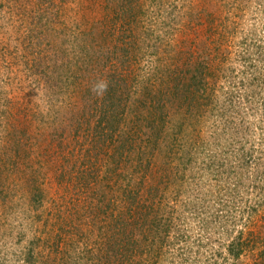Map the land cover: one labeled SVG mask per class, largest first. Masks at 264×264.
Here are the masks:
<instances>
[{
	"label": "rangeland",
	"instance_id": "1",
	"mask_svg": "<svg viewBox=\"0 0 264 264\" xmlns=\"http://www.w3.org/2000/svg\"><path fill=\"white\" fill-rule=\"evenodd\" d=\"M246 38L262 47L250 43L251 52L261 51L246 69L264 89V0H0V264H27L32 253L53 264H140L138 256H116L115 246L135 230L123 231V191L137 184L147 192L163 164L179 179H161L155 200L160 205L163 197L164 204L153 214L172 218V247L151 264H186L174 249L182 236L189 239L186 249L207 246L212 264H256L252 255L241 263L218 255L219 226L234 230L241 222L255 230L264 224V207L253 217L250 209L264 190V104L255 113L229 109L220 117L216 103L233 89L246 94L239 55ZM125 50L130 55L123 63ZM197 64L207 85L206 123L188 126L197 109L173 95L174 81H190ZM115 74L120 80L113 84ZM99 82L108 85L103 95L93 91ZM162 88L168 89L158 96L168 110L165 128L185 122L183 140L192 135L194 144L187 157L157 148L155 165L147 169L136 161L145 135L134 137L138 150H129L124 139L138 131V116L150 117L151 99ZM13 114L27 120L20 123ZM23 123L31 127V138L21 132L20 138L33 165L13 160L25 155L22 147L11 145L6 153L9 131ZM169 156L174 159L165 163ZM27 175L45 194L44 210L29 200Z\"/></svg>",
	"mask_w": 264,
	"mask_h": 264
},
{
	"label": "trees",
	"instance_id": "2",
	"mask_svg": "<svg viewBox=\"0 0 264 264\" xmlns=\"http://www.w3.org/2000/svg\"><path fill=\"white\" fill-rule=\"evenodd\" d=\"M139 4V3H138ZM134 9V8H132ZM211 13V12H210ZM130 19L133 18L131 15H129ZM251 39V38H250ZM249 38H246L242 43L246 44V51H240V57L243 62V69L244 71L240 74V76H244L242 79L243 83H249L248 87H244L246 90V94L243 96L241 94H237L235 90L229 91L228 94V100H225L223 102H219L217 100V105H222L221 109H218L219 116H225L226 113H228L229 109H232L233 112H236L237 115L238 113H243L245 112L249 113V110H251L252 113H255L254 110H259V105L264 104V89L260 88L262 86L261 80L259 79H252L250 77L251 72L247 70L246 68H250V66L253 65L257 61V59L254 56V52L258 53L261 50L260 49H254L251 52V47L250 43L253 44V47H259L260 45H257V42L251 41ZM261 47V46H260ZM262 48V47H261ZM122 56L121 58L123 59V63H125V59H128V56L130 55L129 50H125L124 52H121ZM122 61V60H120ZM240 61V60H239ZM95 64H99L98 61L95 62ZM202 64H197L195 67V76L193 75L189 80L181 78L180 76H177L175 78V92L173 95H177L181 99H189V101L193 102L194 101V107L197 109V112H193L191 114V120L188 122V126H195L199 125L200 123H206L203 121L204 119V114L201 109L206 105V101L208 98L206 97L207 95L206 90H207V85H202L201 81L203 78V71L204 69L201 67ZM206 68V67H205ZM115 70H118L115 68ZM206 70V69H205ZM96 71V70H95ZM119 71V70H118ZM116 71L117 75H119V72ZM116 74L114 75L113 78V84H116L120 78H118ZM120 76V75H119ZM239 76V77H240ZM260 76V75H259ZM107 77V75H105ZM115 77L117 80L115 81ZM264 78V77H263ZM228 79V78H227ZM248 80V81H247ZM109 82V80H107ZM253 81V82H252ZM259 81V82H258ZM261 84V85H260ZM255 85V86H253ZM255 87L258 88L255 90V92H251L250 88ZM165 88L161 89V93H156L155 97L151 99V112H150V117L144 115L138 116L137 119L139 121V129L131 140L128 138H125L124 141L130 142L129 150H135L137 148L134 147V137H136L137 134L142 132L145 135V138H143V143L139 144V150L137 151L138 156L136 157L137 165L141 164L144 166L146 163V168L149 169L153 165H155V162H153V155L154 151L159 148V147H167L170 148V151L175 153L179 152L182 153L185 157L188 156L190 153L189 150H191V146L194 144L192 141V135L190 136V140L188 139V142L183 140L187 137V124L185 122H181L178 124L174 125V129L172 131H168L167 128H165L166 123H167V107L165 106L164 103H161V97L158 98L159 95H162ZM263 89V91H262ZM165 91L168 93V89L166 88ZM260 92L261 95H260ZM259 93V95H258ZM233 95H235V98L232 99ZM231 98V99H229ZM199 99V101H198ZM195 101H198L197 104H195ZM228 101V102H227ZM144 105V104H143ZM249 105L250 107H248ZM206 107V106H205ZM242 110V111H241ZM5 115V114H4ZM13 117H18L19 122L22 123L23 121L27 120L22 118V116H17V114H13ZM231 118V117H230ZM237 118V117H236ZM107 120V117H100L98 121V125L102 126L103 122ZM15 129H11L9 131V141H7V144H10L9 146L17 145L19 147H22L25 151V155L18 154L16 158H13V160H20V161H28L33 165V160L31 158L30 148H26V144H23L22 141H24L22 138H20V132L23 134H28L29 138H31V135L29 134V130L31 129L30 126L21 124L17 127H14ZM67 128V126H66ZM263 129V128H262ZM66 132L62 133V137L65 135ZM183 136V137H182ZM128 139V140H127ZM234 142V137L229 138ZM60 140V138H59ZM183 140L180 142L181 147L178 148V150L174 151L175 148H177L178 144L177 142ZM264 141V139H263ZM170 142L172 144L168 145ZM228 142V140H227ZM15 146L16 148L20 149L19 147ZM14 147V152L16 153V149ZM124 149L126 148V145L123 147ZM12 149V146L7 148L6 153L9 152L8 150ZM47 152H49V148H47ZM57 150L59 154L61 155V150L62 146L58 147ZM57 152V153H58ZM30 155V156H29ZM183 156V157H184ZM174 159L168 157L167 162L169 160ZM183 158L181 157L179 160L181 161ZM54 158H51V161L53 162ZM2 162L0 163V166ZM14 165L18 164V161H13ZM0 167V169H2ZM22 167V166H19ZM113 167V166H112ZM163 171L162 175H157L155 176L154 181L158 182H153L152 186L146 185L145 187L147 188L146 191L149 192L152 196H146L147 192H145L141 185L140 189L139 185L136 184V186H131V184L124 188L123 191V205L126 206L123 208V210L120 212L121 217L124 215V223L122 218H118L119 220H116V223L119 221H122V227L123 231H125L128 228H134V232L132 233L131 237L127 238L126 242L121 241L118 245L115 246L116 250V256L119 257V255L122 256L123 254V261L133 259V257L138 256L140 257V264H151V262L157 263L155 258H162L166 254H171V250H165L164 248L167 247H172L171 241L168 239L169 237V231L172 228V225H174V222L171 221L172 218L170 216L167 217V219L164 218L163 215L156 216L155 212L160 211L162 209V204L163 203V197L162 201H160V205L157 204L156 196H158L159 192V186L161 179L166 177L167 179L175 178L176 182L178 181L179 178L175 177L174 172H172L170 169L167 168L166 165H162ZM114 171V170H113ZM263 174V179H262V184H264V172ZM4 173L2 174L0 171V182H2L0 187L2 188L4 186V178H3ZM20 176V175H19ZM22 177V176H21ZM23 178V184L24 187L28 188V191H30V196L29 200L30 202L34 203L35 207L37 210H44L45 209V194L41 190L40 187L36 186L34 176H24ZM164 180V179H163ZM21 180H19L20 182ZM34 181V182H33ZM163 182V181H162ZM143 183V182H142ZM141 184V183H140ZM36 187H38L37 190L41 192L40 195H38ZM6 188V186H5ZM264 188V185L262 186ZM144 191V192H140ZM260 191H262L260 193ZM260 191L256 190L255 193H260L259 195H255L253 199V203H251L250 209L253 211L254 214H252L251 217H253L255 214L259 213L260 207H264V190L260 189ZM165 207H167L168 203L165 202ZM33 205V204H32ZM158 207L156 209L155 207ZM264 209V208H263ZM168 221L170 223H168ZM120 226V224L118 223ZM126 225V228H125ZM152 225V226H150ZM250 223L242 224L239 222L235 225L234 230H229L224 228H220L219 226V235L222 237L220 248L218 251L219 255V260L222 259L225 262L230 261L233 263H241L243 262V258L246 256L248 258L249 256H255L254 262L256 264H264V224L261 225L260 228L255 229L251 228ZM122 231V229H121ZM121 231L119 232L118 236L121 235ZM136 231L138 232L141 237H136ZM118 233V232H117ZM124 233V232H123ZM181 239L178 240V243L176 244L175 242V247L177 252L184 257V261L186 264H212V261L210 258H208V255L205 253H208V251L204 250V248H207V246H200L196 247L197 250L196 252L192 250L191 248L186 249L187 243H188V237L187 236H182L180 237ZM144 243V248H142L139 244ZM174 245V244H173ZM195 246V245H194ZM114 251V249L112 250ZM204 251V254L202 253ZM30 255V254H29ZM37 256H33V253L29 256V258H25V262L27 264H36V262L42 263V264H53V263H48L47 261H41V259ZM207 257H205V256ZM143 256V258H142ZM168 257V255H167ZM174 259V258H171ZM205 259V260H204ZM175 261V260H173ZM183 261V262H184ZM205 261V262H204ZM101 260L97 262L99 264ZM38 264V263H37ZM114 264V263H113ZM216 264V263H215ZM242 264V263H241Z\"/></svg>",
	"mask_w": 264,
	"mask_h": 264
},
{
	"label": "clouds",
	"instance_id": "3",
	"mask_svg": "<svg viewBox=\"0 0 264 264\" xmlns=\"http://www.w3.org/2000/svg\"><path fill=\"white\" fill-rule=\"evenodd\" d=\"M107 87H108L107 82H99L93 88V91L96 92L98 95H103L104 92H106Z\"/></svg>",
	"mask_w": 264,
	"mask_h": 264
}]
</instances>
